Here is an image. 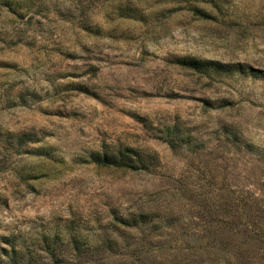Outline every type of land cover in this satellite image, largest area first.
Masks as SVG:
<instances>
[{"label":"rangeland","instance_id":"1","mask_svg":"<svg viewBox=\"0 0 264 264\" xmlns=\"http://www.w3.org/2000/svg\"><path fill=\"white\" fill-rule=\"evenodd\" d=\"M0 264H264V0H0Z\"/></svg>","mask_w":264,"mask_h":264}]
</instances>
